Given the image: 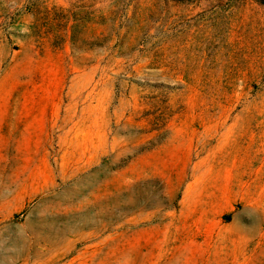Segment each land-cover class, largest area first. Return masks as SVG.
Instances as JSON below:
<instances>
[{
  "label": "rangeland",
  "instance_id": "rangeland-1",
  "mask_svg": "<svg viewBox=\"0 0 264 264\" xmlns=\"http://www.w3.org/2000/svg\"><path fill=\"white\" fill-rule=\"evenodd\" d=\"M0 264H264V3L0 0Z\"/></svg>",
  "mask_w": 264,
  "mask_h": 264
},
{
  "label": "bare ground",
  "instance_id": "bare-ground-1",
  "mask_svg": "<svg viewBox=\"0 0 264 264\" xmlns=\"http://www.w3.org/2000/svg\"><path fill=\"white\" fill-rule=\"evenodd\" d=\"M229 170H230V169H229ZM226 176H227V175H226ZM228 178H229V176H228ZM232 178H233V177H232ZM229 179H230V178H229ZM230 181H231V179H230ZM252 207H253V206H248V209L246 210V212L249 213L250 211H252V209H253ZM244 213H245V211H244ZM242 216H243V215H242ZM242 216H241V217H242ZM240 229H242V228H240Z\"/></svg>",
  "mask_w": 264,
  "mask_h": 264
},
{
  "label": "trees",
  "instance_id": "trees-1",
  "mask_svg": "<svg viewBox=\"0 0 264 264\" xmlns=\"http://www.w3.org/2000/svg\"><path fill=\"white\" fill-rule=\"evenodd\" d=\"M260 1L264 3V0H260Z\"/></svg>",
  "mask_w": 264,
  "mask_h": 264
}]
</instances>
